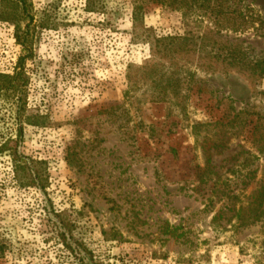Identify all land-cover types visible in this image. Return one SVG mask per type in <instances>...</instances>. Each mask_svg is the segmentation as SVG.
Returning <instances> with one entry per match:
<instances>
[{
    "label": "rangeland",
    "instance_id": "rangeland-1",
    "mask_svg": "<svg viewBox=\"0 0 264 264\" xmlns=\"http://www.w3.org/2000/svg\"><path fill=\"white\" fill-rule=\"evenodd\" d=\"M25 1L27 81L0 91V264L75 262L60 232L102 264H264V227L235 217L263 175L264 74L173 66L133 34L134 4L163 37L217 27L216 0ZM222 1L246 20L223 32L264 60V0ZM14 33L0 21V74ZM14 151L44 188L19 185Z\"/></svg>",
    "mask_w": 264,
    "mask_h": 264
},
{
    "label": "trees",
    "instance_id": "trees-1",
    "mask_svg": "<svg viewBox=\"0 0 264 264\" xmlns=\"http://www.w3.org/2000/svg\"><path fill=\"white\" fill-rule=\"evenodd\" d=\"M206 6L215 0H204ZM224 1L216 0L212 3L215 6L214 21L217 27L205 26L202 33H198V29L189 30L185 35H167L157 37L152 34L149 28L140 26L142 15L141 5L134 4L132 7V20H133V34L136 38H142L150 44L152 57H164L173 66H181L194 62L196 66L204 71L213 74H223L239 71L250 76L259 77L264 74V60L259 59L250 48L245 44V40L239 36H232L227 32H223V18L233 15V23L237 26L245 24V16L236 9H229L225 7ZM29 4L25 0H0V21L12 22L15 26L14 37L18 44L22 46L24 52L19 57L18 64L13 74H0L5 84H0V91L16 86L25 85L27 78L23 73L24 60L31 56L30 47V28L28 23L23 30L20 25L22 19L29 16L32 20L31 13H29ZM229 10V11H228ZM213 12V9H211ZM239 19V21H238ZM193 25L198 26V21L193 20ZM197 23V24H196ZM209 46V49H206ZM205 153V151H203ZM14 161V170L21 169L23 177L27 183L19 181V185H35L39 188L45 187V176L40 174L35 169L29 167L26 161H22L17 157L16 152L12 153ZM207 161V160H206ZM243 166L246 167V165ZM205 172L202 170L201 175ZM263 175L258 179L249 181L253 184L249 194L246 196L244 205H240L235 217L240 222H244L247 226H253L261 223L264 227V166L262 169ZM215 185V183L213 184ZM60 232V231H59ZM62 242L74 254L75 262L70 264H102L95 260L86 249L83 250L87 254V260L66 243L65 234L59 233ZM79 250V249H78ZM85 254V255H86Z\"/></svg>",
    "mask_w": 264,
    "mask_h": 264
}]
</instances>
